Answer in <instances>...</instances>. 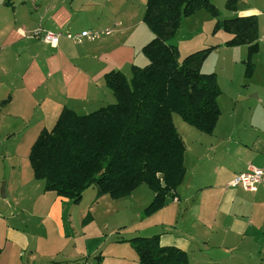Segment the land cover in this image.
<instances>
[{"label": "crops", "instance_id": "1", "mask_svg": "<svg viewBox=\"0 0 264 264\" xmlns=\"http://www.w3.org/2000/svg\"><path fill=\"white\" fill-rule=\"evenodd\" d=\"M145 4L146 0H0V179L4 172H10L12 178L19 175L23 159L30 170L33 194L14 206L7 204L2 214L0 264H23L25 258V264L34 263L30 259L37 250L30 248L26 235L12 227L13 210L24 205L30 212L43 211L63 246L53 250L52 243L43 242L48 255L44 264H90L92 256H99L94 254L101 247L100 238L93 255L81 252L78 260L65 259V216L70 218L65 208L70 201L43 191V182L33 178L28 156L39 133L50 130L63 109L86 115L115 101L105 87L106 74L119 71L129 78L132 67L148 65L142 48L153 34L142 22ZM228 13V19L257 18L253 73L245 78L244 71H230L233 62L240 64L247 58V47L225 46L231 35L212 29L210 34L221 40L210 46L215 49L201 72L216 75L220 115L211 134L195 133L183 121L180 128L175 126L185 145V174L175 196L153 216L158 215L160 225L168 226L159 234L161 246L180 249L197 264H264V187L246 192L229 186L249 166L264 168V21L261 24V10L242 9L238 2ZM212 20L214 28L217 20ZM38 28L60 33L109 30V34L79 44L62 37L53 47L31 37ZM180 44H173L179 59L198 51L196 41L185 48ZM226 55L232 61L228 70ZM213 56L223 65L220 70L211 63ZM248 98L254 103L242 109L238 102ZM111 255L112 260L101 255L95 262L127 264L122 254ZM126 255L136 260L133 251L126 249Z\"/></svg>", "mask_w": 264, "mask_h": 264}, {"label": "trees", "instance_id": "2", "mask_svg": "<svg viewBox=\"0 0 264 264\" xmlns=\"http://www.w3.org/2000/svg\"><path fill=\"white\" fill-rule=\"evenodd\" d=\"M236 2L226 0L225 9L234 11ZM201 10L217 20L213 32L231 35L225 46L247 47L244 74L252 75V57L258 52L255 16L218 20L219 11L209 0H146L142 22L153 34L142 48L148 65L132 67L129 78L119 71L106 74L104 84L114 103L86 115L63 109L54 126L43 129L31 146L28 162L44 192L78 203L90 187L116 199L145 185L154 197L144 216L175 196L185 174V145L173 115L204 134L213 132L220 115L216 75L201 72L215 47L179 60L177 47L171 44L181 21ZM127 242L138 264L188 263L186 252L161 246L157 235Z\"/></svg>", "mask_w": 264, "mask_h": 264}, {"label": "rangeland", "instance_id": "3", "mask_svg": "<svg viewBox=\"0 0 264 264\" xmlns=\"http://www.w3.org/2000/svg\"><path fill=\"white\" fill-rule=\"evenodd\" d=\"M209 1L218 9V19L223 20L230 17L228 11L223 7L225 0ZM237 2L242 9L251 8L261 10L262 15L260 16V22L262 24V21H264V0H237ZM197 13L194 17L182 21L181 27L175 39L171 41V44L178 42L181 43V48H185L186 45L193 44L196 41L194 48L199 50L208 48L221 40L219 37H214L210 34L213 29V20L210 15L204 10ZM197 28L198 31H195ZM181 52L183 51L181 50ZM184 57L185 56L181 55L179 60H182ZM261 57H264V55ZM210 59L212 60L211 63L217 65L216 70H220L223 65L217 64L215 61L216 57L213 56ZM229 59L230 56L226 55V70H228V64L232 62ZM245 60L246 58H244V61ZM244 61L240 64L233 62L230 71H244ZM261 61L264 69V61ZM252 62L254 64V60ZM254 86L256 87L257 85L255 84ZM257 88H259V86H257ZM253 94H255V92ZM238 103L242 106V109H246L249 108L254 101L248 98L246 101ZM172 120L174 125L176 124L175 126L180 128L178 125L179 122L182 121L180 117L173 115ZM197 131L198 130L194 129L195 133ZM185 140L188 146H190L186 137ZM20 171V174L15 175L13 178L10 172H4L2 179H0V221H2V214L6 210L7 204L9 206H14V202H20L33 195L31 193L32 188L30 187L31 179L28 173L30 170L23 159L20 160ZM2 186L4 187L6 198L1 196ZM88 189V191L85 190L87 192L82 194L78 203L68 200L70 202L65 208L66 215L68 214L67 216H70V218L65 216V234L68 236L65 238V243L66 240L68 241V245L65 246V259L78 260L79 257L76 256L81 252L93 255V250L96 246L95 243L99 240L98 238H100L99 243L101 247L94 256L102 255L104 259L112 260L113 256L111 254L118 253L125 257L127 264H138L137 257L135 260V258L132 259L129 255H126V249H128V251H133L127 241L137 237L147 238L154 235L159 236L162 230L168 227L160 225L157 219L158 215L153 216L159 212V210L150 216H144L145 209L152 202L154 193L147 186L140 185L128 196L112 199L108 194L98 195L94 187ZM103 197L104 199H102ZM167 200L169 201L171 199L168 198ZM18 208H21V210H17L16 208L13 210L12 227L26 235L30 248L37 250L35 256L30 259L34 262L33 264H44L48 255H46V249H43V242L52 243L53 250H62L63 248V246L60 245L59 238L56 237V227L51 226L48 221H45L43 211L41 213H38V211L30 212L27 205L23 207L18 206ZM148 217H151L152 220L148 221ZM86 225H88V227L83 229V226ZM120 243H123L124 247L118 246L122 245ZM73 248H76V250L72 251ZM133 254L136 256L134 251ZM96 260L97 258L93 259L92 256L89 263L97 264L95 262ZM25 262L26 258L22 260L23 264H25ZM187 264L197 263L196 260L188 259Z\"/></svg>", "mask_w": 264, "mask_h": 264}, {"label": "built area", "instance_id": "4", "mask_svg": "<svg viewBox=\"0 0 264 264\" xmlns=\"http://www.w3.org/2000/svg\"><path fill=\"white\" fill-rule=\"evenodd\" d=\"M34 2V0H29ZM109 30L105 31H81L79 33H60L51 32L43 29H35L31 33V37L50 46L58 45L62 37L79 44L84 39L96 40L102 36L108 35ZM230 187H240L246 192H256L259 187H264V168H255L249 166L246 171L235 176L229 183Z\"/></svg>", "mask_w": 264, "mask_h": 264}, {"label": "water", "instance_id": "5", "mask_svg": "<svg viewBox=\"0 0 264 264\" xmlns=\"http://www.w3.org/2000/svg\"><path fill=\"white\" fill-rule=\"evenodd\" d=\"M162 178H163V175H159L158 176V179L162 180ZM164 185H165L164 182H161V186L164 187ZM1 196L5 197V192H4V187L3 186L1 188Z\"/></svg>", "mask_w": 264, "mask_h": 264}]
</instances>
